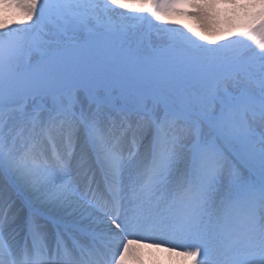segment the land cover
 Wrapping results in <instances>:
<instances>
[{
  "label": "snow or ice",
  "instance_id": "obj_1",
  "mask_svg": "<svg viewBox=\"0 0 264 264\" xmlns=\"http://www.w3.org/2000/svg\"><path fill=\"white\" fill-rule=\"evenodd\" d=\"M0 11V264H264V0Z\"/></svg>",
  "mask_w": 264,
  "mask_h": 264
},
{
  "label": "bare ground",
  "instance_id": "obj_2",
  "mask_svg": "<svg viewBox=\"0 0 264 264\" xmlns=\"http://www.w3.org/2000/svg\"><path fill=\"white\" fill-rule=\"evenodd\" d=\"M118 10L122 11V9ZM0 14L3 18L2 11ZM183 259L182 256L167 252L164 247L160 249L146 242H137L130 246L129 254L125 257V264H182Z\"/></svg>",
  "mask_w": 264,
  "mask_h": 264
},
{
  "label": "rangeland",
  "instance_id": "obj_3",
  "mask_svg": "<svg viewBox=\"0 0 264 264\" xmlns=\"http://www.w3.org/2000/svg\"><path fill=\"white\" fill-rule=\"evenodd\" d=\"M118 12H121L120 10L117 9ZM122 12H125L126 15H132L133 13L128 12L127 10L122 9ZM9 15H11L9 13ZM0 18H2L1 14H0ZM175 20L178 21V23L176 25H160L161 27H166V26H175V27H180L181 25H187L188 27L192 28L194 31H198L201 32L202 29L200 28V22L198 20H196L193 17H188V16H178V17H174ZM181 30H185L183 28H181ZM221 30H226L224 26H221ZM83 103L85 104V106L87 105V101L83 100Z\"/></svg>",
  "mask_w": 264,
  "mask_h": 264
}]
</instances>
